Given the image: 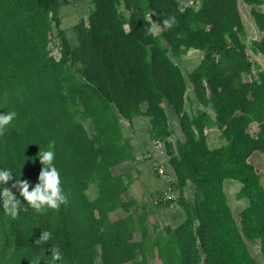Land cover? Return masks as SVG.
Segmentation results:
<instances>
[{
	"label": "trees",
	"instance_id": "obj_1",
	"mask_svg": "<svg viewBox=\"0 0 264 264\" xmlns=\"http://www.w3.org/2000/svg\"><path fill=\"white\" fill-rule=\"evenodd\" d=\"M91 1L73 45L60 0H0V115L17 113L0 135V170L13 173L0 192L16 179L31 191L42 168L39 151L53 150L68 200L36 211L17 193L16 217L0 200V264H260L248 240H259L264 257V184L250 159L264 153V69L242 38L239 0ZM244 1L262 32L251 49L264 54V10L257 7L264 0ZM147 16L159 33L148 34ZM170 16L176 24L166 29L162 21ZM192 49L203 55L186 75L175 58ZM190 86L204 109L188 110ZM169 109L183 132L175 142ZM139 116L149 120L150 139L166 143L185 212L177 226L149 223L147 206L140 212L123 197L130 188L125 166L137 154L122 121L132 125ZM210 126L224 144L210 145ZM227 179L240 182L237 198L248 200L238 217ZM43 231L51 238L37 245ZM52 247L62 259L53 261Z\"/></svg>",
	"mask_w": 264,
	"mask_h": 264
},
{
	"label": "rangeland",
	"instance_id": "obj_2",
	"mask_svg": "<svg viewBox=\"0 0 264 264\" xmlns=\"http://www.w3.org/2000/svg\"><path fill=\"white\" fill-rule=\"evenodd\" d=\"M189 1H194L193 4L198 5L201 0H181V5L185 6L189 3ZM60 3H61L60 14L62 18V26L65 29V32L67 33L71 43L73 45H76L78 44L79 41H78L75 25L81 19L88 20L89 13L93 8V3L91 0H60ZM239 7L245 23V32L242 35V38L247 45L250 58L253 62L259 64L264 69V54L254 53L251 49L252 42L256 39H259L262 36V32L258 29L251 12L252 5L247 4L244 0H239ZM257 7L260 8L261 10H264V4L258 5ZM157 28H158L157 33H159L160 28L158 26ZM58 45H59L58 40L54 39L51 49L52 52L57 57L60 56V47ZM202 55H203L202 51L192 49L182 58L179 59L175 57L174 58L182 65L185 74L188 75V73L201 60ZM254 72L256 73L257 70L255 69ZM189 95L190 98L187 103V108L188 110L195 112L200 108V106L202 107V105H200L198 101L194 99V97L193 100L191 99L192 96H194L193 90L189 89ZM169 115H170V123L173 130V134L170 137V139L175 142L178 138H183V132L180 128L179 117L174 112H172L171 109H169ZM122 124H123L124 133L126 135H129L130 133H134L133 131H135L136 129L135 128L136 125L134 123L131 125L133 130L128 121H124V122L122 121ZM144 125L145 123H140V126H138V130L135 131L138 132L142 137H145L147 135L146 134L147 129L145 128ZM210 127H216L217 130V131L215 130L216 136L218 135L220 136L218 132L221 131L217 126H210ZM210 127H208L207 130ZM257 131H258V124L254 122L250 126V132L252 134H256ZM218 143L219 142H217L216 138L211 139V145H217ZM159 158L164 160L166 166H168L167 146H166V152L160 154ZM250 159L255 164L257 170L261 173L262 183L264 184V153L256 151L252 154ZM135 161H133L130 165L126 164L125 166L128 169V175L130 176L129 178L130 188L129 191L123 195V197L125 199L133 200L134 202H136L135 206L139 208L140 212L144 211L143 205H146L148 211L149 223L157 219L161 226H165L168 224L177 226L185 217L184 209L178 202L179 191L176 189L178 195L175 200H171V201L159 200L157 196L162 192L164 187L162 181L161 180L159 182L156 181L155 174L152 172L150 167L145 162H142V166L139 167L137 166ZM153 170L155 171L154 168ZM174 180H176L175 176H174ZM240 186H241L240 182L234 179H227L225 182V188L228 195V199L236 217H238L241 209H243L248 203L247 199L237 198V192ZM10 190L12 191L13 194L19 193L17 188L10 187ZM88 193L90 197H95L97 195L96 187L94 188L92 187V189H90ZM194 193H195V186L194 184L189 183L188 186L186 187L185 195L191 198L193 197ZM157 201L162 203L157 205L156 204ZM114 216L116 217V213L114 214ZM248 245L250 247L251 252L257 258L259 263L264 264V257L261 253L259 240L257 239L248 240Z\"/></svg>",
	"mask_w": 264,
	"mask_h": 264
},
{
	"label": "clouds",
	"instance_id": "obj_3",
	"mask_svg": "<svg viewBox=\"0 0 264 264\" xmlns=\"http://www.w3.org/2000/svg\"><path fill=\"white\" fill-rule=\"evenodd\" d=\"M151 23L148 27V34L152 35L158 31L156 23L151 20V16H147ZM176 24L175 16H170L162 21V25L166 29H171ZM17 113L7 112L0 115V135L4 134V129L15 118ZM55 153L53 150L39 151L38 159L42 165L41 171L38 176V183L29 191V182L27 180H17L12 184L13 188H17L20 196L24 201L36 211H42L45 207L51 209H59L61 204H67V196L61 187V178L58 169L55 167L53 161ZM13 179V173L8 170H0V185H6ZM0 200H2L3 209L6 214L16 217L20 211L21 202L16 198L8 187H3L0 192ZM51 238V233L43 231L38 239L35 240L37 245L46 244ZM51 255L53 261L62 259L61 253L57 247L51 248Z\"/></svg>",
	"mask_w": 264,
	"mask_h": 264
},
{
	"label": "crops",
	"instance_id": "obj_4",
	"mask_svg": "<svg viewBox=\"0 0 264 264\" xmlns=\"http://www.w3.org/2000/svg\"><path fill=\"white\" fill-rule=\"evenodd\" d=\"M199 51V50H198ZM201 61V60H200ZM200 61L198 62V64L200 63ZM197 64V65H198ZM196 65V66H197ZM195 66V67H196ZM190 90H192V86L191 88H189ZM195 99V98H194ZM192 100H193V97H192ZM204 108V106H200L199 109H202ZM211 115L214 116V112L212 111V109L208 108ZM140 123H145V128L147 129L148 126H149V120L147 117H144V116H139L137 117L135 120H134V124L136 125V129L135 131L138 130V126H140ZM125 125V124H124ZM131 126V125H130ZM132 128V126H131ZM181 128V127H180ZM133 130V128H132ZM215 130H216V127H210L207 131L209 133V143L211 145V139L212 138H216L217 139V142H219L217 145H211L212 147H218L222 144L225 143V139L221 136V132H218V134H220V136H216V133H215ZM133 131L134 133H130L129 137L132 138L133 140V144H134V147H135V150H136V154H137V157H136V161L135 163L137 164V166H142V162H145L149 167L150 169L152 170V172L155 174V179L156 181H162V184H163V189L166 187V183H165V180L162 179V177L158 176L155 171L153 170V167H152V160L150 158H147L146 157V154L151 151V144H150V136L149 134L146 132V136L145 137H142L140 136V134L138 132H135ZM217 131V130H216ZM126 135V134H125ZM213 136V137H212Z\"/></svg>",
	"mask_w": 264,
	"mask_h": 264
},
{
	"label": "built area",
	"instance_id": "obj_5",
	"mask_svg": "<svg viewBox=\"0 0 264 264\" xmlns=\"http://www.w3.org/2000/svg\"><path fill=\"white\" fill-rule=\"evenodd\" d=\"M194 1H189L188 4H193ZM151 151L146 154L147 158L152 160V166L155 169L158 176L162 177L166 182V187L157 196L159 200L171 201L175 200L178 193L174 185V176L168 172L166 163L159 158V155L166 152V143L161 139H151Z\"/></svg>",
	"mask_w": 264,
	"mask_h": 264
}]
</instances>
